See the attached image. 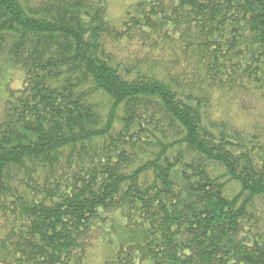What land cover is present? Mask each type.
I'll return each mask as SVG.
<instances>
[{"label":"trees","instance_id":"1","mask_svg":"<svg viewBox=\"0 0 264 264\" xmlns=\"http://www.w3.org/2000/svg\"><path fill=\"white\" fill-rule=\"evenodd\" d=\"M106 6L0 0V264H264V0Z\"/></svg>","mask_w":264,"mask_h":264},{"label":"rangeland","instance_id":"2","mask_svg":"<svg viewBox=\"0 0 264 264\" xmlns=\"http://www.w3.org/2000/svg\"><path fill=\"white\" fill-rule=\"evenodd\" d=\"M148 1L150 0H106V19L112 24H119L123 21L125 15L132 10V7H134L138 3H144ZM18 70L15 68H9L2 72V74L0 75V92L1 89L15 91L21 87L23 81V73H20L21 71L19 72ZM2 98H0V105ZM257 102L259 103L260 101ZM250 117H258V113H256V110L250 111ZM102 251L104 252V249L101 244L96 243L93 245V248H91L90 250V260L93 262V264L98 263V261L100 264L102 263Z\"/></svg>","mask_w":264,"mask_h":264}]
</instances>
